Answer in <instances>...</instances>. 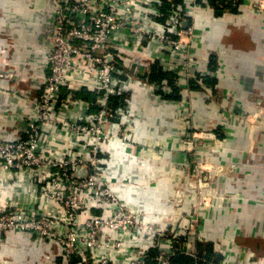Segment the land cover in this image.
Here are the masks:
<instances>
[{
	"label": "crops",
	"instance_id": "0c3cea01",
	"mask_svg": "<svg viewBox=\"0 0 264 264\" xmlns=\"http://www.w3.org/2000/svg\"><path fill=\"white\" fill-rule=\"evenodd\" d=\"M58 1L0 0V142L25 136L23 130L36 120L33 99L41 96L49 75L50 27ZM255 1L264 0H243L240 12L222 16L211 6L199 3L192 9L196 3H185L192 4L184 26L193 30L188 48L197 63L194 76L186 73L187 60L174 57L164 43L143 40V51L135 53L139 42L123 34V53L137 54L138 61L114 59L124 72L123 94L113 97L122 103L114 108L125 114L110 127L119 140L106 142L100 153L117 197L159 227L193 212L186 202L189 184L196 180L191 160L197 154L210 158L221 206L206 214L208 222L205 226L203 218L192 242L197 251L200 244L210 245L212 252L219 248L218 261L227 264L233 242L254 257L249 264H264V16L251 4ZM140 7L150 25L163 22L158 5ZM154 67L168 78L150 81ZM201 77L209 78L204 87L197 82ZM82 98L95 103L97 94ZM188 138L201 151H188ZM50 147L54 157L69 151L60 140ZM180 191L184 197L178 205ZM42 196L30 172L0 169V208L48 209ZM59 256L58 247L28 232L0 235V264H61Z\"/></svg>",
	"mask_w": 264,
	"mask_h": 264
},
{
	"label": "built area",
	"instance_id": "2783aa9c",
	"mask_svg": "<svg viewBox=\"0 0 264 264\" xmlns=\"http://www.w3.org/2000/svg\"><path fill=\"white\" fill-rule=\"evenodd\" d=\"M99 1L57 2L50 27L53 47L48 60L49 75L40 86L41 96L33 99L36 120L23 130L25 136L0 142V169L30 172L49 206L0 208V235L28 232L35 239L48 241L59 248L61 264H170L177 254L193 257L195 264H227L218 261L217 247L209 261L203 259L205 253L201 259L192 242L203 218L206 226V214L221 206V191L213 177L217 169L210 158L197 154L191 160L196 180L189 184L186 202L190 201L193 212L159 227L147 224L117 197L100 156L106 142L119 140L110 127L125 114L111 106V99L123 94L120 76L124 72L114 59L138 61L137 54L123 53L127 42L123 34L139 42L135 53L143 51V40L164 43L174 57L187 60L186 73L194 76L197 63L188 48L194 38L193 30L184 26L192 4L186 6L188 0L181 4L169 0L170 10H162L164 20L154 26L140 6L158 5L162 9L165 0H138L137 5L131 0H101L102 4L96 6ZM191 2L196 3L192 9L199 3L210 6L207 0ZM263 3L251 4L264 16ZM226 14L234 15L230 11ZM197 82L202 87L206 84L203 77ZM88 92L97 94L95 103L82 98ZM80 104L84 105L83 110L78 107ZM92 107L97 111L92 112ZM52 140L67 143L69 151L54 157ZM185 144L192 153L202 149L194 139H186ZM53 187L60 193L51 194ZM178 193L180 205L184 193ZM233 246L230 264L252 261L250 253L249 258L246 250L242 252L235 242ZM152 249L157 251L156 257L151 256Z\"/></svg>",
	"mask_w": 264,
	"mask_h": 264
},
{
	"label": "trees",
	"instance_id": "16d2710c",
	"mask_svg": "<svg viewBox=\"0 0 264 264\" xmlns=\"http://www.w3.org/2000/svg\"><path fill=\"white\" fill-rule=\"evenodd\" d=\"M176 4H181L183 0H174ZM208 3L210 4V6L214 9L216 16H222L226 11H230L231 13L237 14L239 11V5H241V2L243 0H233V1H228V0H207ZM171 6L168 3V0H165L164 5L162 10H164V12H168L170 10ZM215 67V65H214ZM213 67V68H214ZM155 68V67H154ZM147 78L152 81V82H159L163 79L168 78V75L161 72L160 70H158L157 68H155L154 70H152V72L147 76ZM206 81L209 82V78H205ZM85 98L88 99H92L93 97L91 95H85ZM120 98H113L112 99V106L117 107L120 106ZM115 103V104H113ZM122 103V102H121ZM116 109V108H114ZM199 252H200V257L201 259L203 258V253H205L206 255L205 261H209L210 258H212V247L210 245H199L198 247ZM157 252H153L151 253L152 257H156ZM196 260L193 257L190 256H186V255H182V254H177L176 256L171 258L170 264H195ZM203 264H206L203 263Z\"/></svg>",
	"mask_w": 264,
	"mask_h": 264
},
{
	"label": "rangeland",
	"instance_id": "374dc122",
	"mask_svg": "<svg viewBox=\"0 0 264 264\" xmlns=\"http://www.w3.org/2000/svg\"><path fill=\"white\" fill-rule=\"evenodd\" d=\"M52 155H53V153H52ZM53 156H54V155H53ZM50 192H51V194H52V193H55V194L60 193V191H59L58 189L54 188V187L51 188Z\"/></svg>",
	"mask_w": 264,
	"mask_h": 264
}]
</instances>
